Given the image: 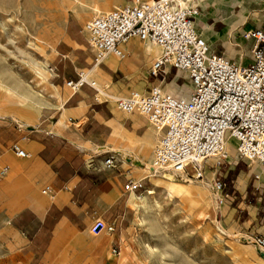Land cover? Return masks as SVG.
I'll list each match as a JSON object with an SVG mask.
<instances>
[{
	"label": "crops",
	"instance_id": "1",
	"mask_svg": "<svg viewBox=\"0 0 264 264\" xmlns=\"http://www.w3.org/2000/svg\"><path fill=\"white\" fill-rule=\"evenodd\" d=\"M262 9L258 6L255 11ZM260 24L261 20L251 29ZM81 27L77 21L70 22L54 48L60 57L56 58L57 78L51 82L57 105L44 108L33 126L0 122V165L8 168L2 183L9 224L27 264H44L51 255L55 264H123V228L133 215L130 202L138 192H129L126 186L143 183L142 171L152 161L160 137L145 118L121 111L117 100L144 87L137 82L139 74L152 68L161 50H147L135 39L125 46L128 55L132 48L152 55H129L125 60L109 56L95 66ZM210 39L220 47L208 42L212 48L227 57V37ZM248 43L249 51L228 52V58L242 65L250 63L252 43ZM80 72H86L87 84L73 92L67 82L76 83ZM180 74L178 70L171 74L175 84ZM16 144L27 158L16 156ZM109 156L115 158L114 167L104 163ZM248 167L250 176L258 179L253 188L264 193V166ZM47 187L52 194L43 193ZM263 200L247 201L241 222L249 227L263 223ZM97 222L115 224V232L94 234ZM259 232L256 236L264 235L263 225Z\"/></svg>",
	"mask_w": 264,
	"mask_h": 264
},
{
	"label": "rangeland",
	"instance_id": "2",
	"mask_svg": "<svg viewBox=\"0 0 264 264\" xmlns=\"http://www.w3.org/2000/svg\"><path fill=\"white\" fill-rule=\"evenodd\" d=\"M128 1L0 0V122L33 126L44 108L56 106L58 99L51 82L57 78L56 58L60 57L54 48L68 24L77 21L82 25L81 34L94 63V54L83 32L85 24ZM199 1H190L186 7L177 4L183 8L197 7L200 15L206 16L207 29L200 26L199 17L195 20L203 38L214 48H220L210 36L224 39L226 36L227 57H231L228 52L250 50V44L241 32L260 23L264 9L256 12L255 8H264V0H227L221 4L217 0L214 7ZM224 16L232 20L231 26ZM129 55L145 58L152 54L132 48ZM150 70L139 74L137 82L144 87L133 91L147 93L151 88L161 86L175 96L192 93L186 73L180 72V80L175 84L171 74L175 75L177 70L169 68L170 72L165 70L157 78ZM21 93L31 99L25 100ZM234 148L233 141L229 140L230 157L220 167L216 160L205 164L204 181L172 170H159L153 176L154 170L148 162L142 171L143 188L130 202L133 215L123 228V264H264V254L253 241L262 223L249 227L241 222L247 201L254 203L259 198L264 199V193L255 191L252 185L258 179L254 174L250 176L249 164L239 159ZM4 167L0 165V170ZM188 170L193 173L191 168ZM167 172L173 178H166ZM215 180L226 184V193L231 199L221 202L223 195L215 190ZM181 187L200 190L204 194L202 197L188 196L179 192ZM150 190L155 193L148 195ZM7 201V192L0 183V264H27L9 224ZM133 201L137 203L136 207ZM261 204L263 216L264 200ZM103 236L111 238L107 233ZM44 264H55V255L48 256Z\"/></svg>",
	"mask_w": 264,
	"mask_h": 264
},
{
	"label": "built area",
	"instance_id": "3",
	"mask_svg": "<svg viewBox=\"0 0 264 264\" xmlns=\"http://www.w3.org/2000/svg\"><path fill=\"white\" fill-rule=\"evenodd\" d=\"M178 2L129 0L89 20L83 32L95 66L109 56L127 59L125 46L136 39L161 50L150 70L152 76L157 78L167 68L188 75L192 87L188 98L155 86L147 93L133 91L117 100L121 111L145 118L160 135L151 161L155 170H172L204 181L207 162L216 160L220 167L228 161L229 140L241 161L264 166V12L260 26L243 33V39L252 43V59L242 65L213 49L199 34L195 26L199 8H183ZM85 84L82 73L68 87L78 92ZM13 150L19 158L28 157L17 144ZM104 163L114 167L115 158L109 156ZM7 174V167L0 170V183ZM142 188L141 182L126 186L129 192ZM214 188L223 195L224 203L229 198L226 184L215 180ZM43 193L50 195L52 190L47 187ZM92 231L111 234L115 224L97 222ZM253 241L264 254V235Z\"/></svg>",
	"mask_w": 264,
	"mask_h": 264
},
{
	"label": "bare ground",
	"instance_id": "4",
	"mask_svg": "<svg viewBox=\"0 0 264 264\" xmlns=\"http://www.w3.org/2000/svg\"><path fill=\"white\" fill-rule=\"evenodd\" d=\"M179 1V3H181L183 6H185L186 7V4H188L190 1H194V0H187V2H182V0H178ZM217 0H200L199 2H201V3H208V5L209 6H212L215 2H216ZM224 1H227V0H218V3L219 4H221L222 2H224ZM181 4H180V6H181ZM237 3H235L234 5H236ZM226 6V5H225ZM212 7H214V6H212ZM188 8V7H187ZM207 8V7H206ZM245 9V8H244ZM199 17V23H200V26L203 28V29H207V28H209V26L208 25H206V23H205V21H206V16L205 15H199L198 16ZM223 19H226V20H229V26H231V24H232V20L231 19H229V18H226L225 16H224V18ZM227 31V30H226ZM156 46H150V45H147V47H146V49L147 50H152V51H154L155 49H157V48H159V47H157V48H155ZM160 50V49H159ZM146 51V50H145ZM145 53V52H144ZM181 88H183V87H181ZM21 94H23V97L25 98V100H30L31 99V97L29 96V95H27L26 93H21ZM171 94V93H170ZM179 94V93H178ZM178 97H184V98H188L189 96L187 95V94H183L182 96H178ZM228 151H229V149H228ZM150 167V169H152V170H154V175L153 176H155V174H157L158 173V171L159 170H155L152 166H149ZM163 172V171H162ZM182 175H184V176H186L185 174H182ZM165 177L167 178H173V175H170V174H168V172H167V174L165 175ZM171 182V181H170ZM179 192L180 193H183V194H185V195H188V196H197V197H202L203 196V194L204 193H202V192H200V190L198 191V190H195V189H193V188H188V187H181L180 189H179ZM155 192L153 191V190H150V191H148L147 192V194L148 195H153ZM170 193H172V189H171V191H170ZM133 206L134 207H136L137 206V203L136 202H134L133 201Z\"/></svg>",
	"mask_w": 264,
	"mask_h": 264
}]
</instances>
